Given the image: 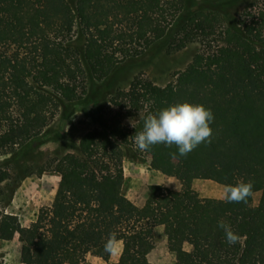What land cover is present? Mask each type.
Instances as JSON below:
<instances>
[{"label": "trees", "instance_id": "16d2710c", "mask_svg": "<svg viewBox=\"0 0 264 264\" xmlns=\"http://www.w3.org/2000/svg\"><path fill=\"white\" fill-rule=\"evenodd\" d=\"M227 1L203 0L206 5L194 9L191 0H0V152L5 160L20 158L41 140L51 113L64 102H69L66 113H73L89 74L106 79L105 91L121 67L146 62L163 48L201 44L168 85L136 75L128 88L115 89L112 100L138 116L136 128L122 130L117 139L99 121L81 138L78 152L59 159L56 215L41 214L22 225L16 215L5 213L0 237L16 229L28 243L27 264H82L87 254L107 264H158L139 262L135 255L149 245L160 224L179 245L178 264H264V0L252 1L229 22L220 9ZM118 52L124 57L121 64ZM182 102L212 110L211 143L187 156H180L175 145H154L152 166L175 153L189 185L195 178L226 185L251 180L253 192H261L254 214H247L243 202L184 200L162 184L150 185L143 204L113 195L123 172L124 147L142 129L141 116ZM14 111L21 119L17 136L5 126ZM247 129L257 131L248 142ZM221 219L241 237L232 245L238 250L235 259L225 262L215 258L216 247L227 242L218 226ZM113 231L118 240H130L117 261L104 250ZM188 235L195 238L191 250L183 246Z\"/></svg>", "mask_w": 264, "mask_h": 264}, {"label": "rangeland", "instance_id": "374dc122", "mask_svg": "<svg viewBox=\"0 0 264 264\" xmlns=\"http://www.w3.org/2000/svg\"><path fill=\"white\" fill-rule=\"evenodd\" d=\"M56 4L71 3L72 0H53ZM254 0H228L220 6L226 22L237 19L249 3ZM203 0H191L192 8L206 5ZM213 2H210L212 5ZM216 7V6H215ZM200 42L194 41L186 46L175 49L163 48L150 60L143 63L131 64L117 70L110 81L108 90L103 91L104 79L93 77L91 74L85 81V88H81L82 102L76 103L73 113L68 114L69 102L51 113L49 124L42 132L41 140L33 141L31 148L26 150L20 158L5 160V153L0 152V224L5 213L14 214L22 225L35 221L39 215H56L60 205L56 200V192L61 179V173L56 164L68 152H78L81 138L89 130L99 126L103 121L110 133L119 138L122 130L136 125L138 116L130 115L129 109L116 104L112 97L115 89L128 88L136 75L148 78L157 85L165 86L175 81L186 69L200 48ZM120 64L124 57L115 54ZM101 93H104L101 98ZM90 102L85 104L87 97ZM95 102V99H98ZM93 100V101H92ZM9 132L17 136L21 126L20 115L14 111L5 123ZM257 136V131L247 129L244 141H251ZM17 147V146H16ZM18 148V147H17ZM10 157V154H8ZM152 149L140 152L134 145L132 138L124 147L123 172L117 175L113 186V195L123 194L137 204H143L149 193L150 185L162 184L174 189L181 199L189 197L222 198L223 186L226 184L212 179L195 178L189 185L183 174L180 158L166 157L159 167L151 164ZM261 197L260 191L253 192L247 203V214L256 212ZM119 246L111 260L119 259L123 248L130 243L129 238L119 240ZM195 238L188 235L183 243L187 250L193 249ZM28 243L13 227L0 237V261L3 264H27L25 253ZM179 245L170 236L167 225H159L154 230V237L149 245L136 256L143 261L148 256L154 257L158 264H178L177 251ZM238 254L237 248L225 241L219 243L215 250V258L219 261H231ZM82 264H107L102 258L87 254Z\"/></svg>", "mask_w": 264, "mask_h": 264}, {"label": "clouds", "instance_id": "9594fccd", "mask_svg": "<svg viewBox=\"0 0 264 264\" xmlns=\"http://www.w3.org/2000/svg\"><path fill=\"white\" fill-rule=\"evenodd\" d=\"M143 127L131 136L135 147L140 152L150 150L157 144L167 147L176 146L180 156H187L204 142L211 143L214 114L211 109L200 103L182 102L164 107L156 113L142 115ZM132 126L135 125L132 123ZM136 128V127H135ZM175 158V153L172 154ZM253 182L243 178L234 184L223 186L222 198L227 203H248L253 194ZM218 226L224 231L228 244L235 245L241 239L232 226L223 219ZM119 240L115 231L110 232L104 243V250L110 255L116 253Z\"/></svg>", "mask_w": 264, "mask_h": 264}, {"label": "crops", "instance_id": "0c3cea01", "mask_svg": "<svg viewBox=\"0 0 264 264\" xmlns=\"http://www.w3.org/2000/svg\"><path fill=\"white\" fill-rule=\"evenodd\" d=\"M160 225H166V224H160ZM158 226L159 225H157L155 228H154V230H157L158 229ZM142 250H140V251H138L137 253H136V255H135V258H136V256L138 255V254H140V252H141ZM94 257H98V258H101V257H99V256H96V255H93ZM112 256V255H111ZM114 256V255H113ZM102 260L104 261V262H107V261H105L103 258H102ZM116 261H117V259H115ZM137 260V259H136ZM138 261V260H137ZM145 261H151V262H155V263H157V261L158 260H156L154 257H150V256H148L147 258H144L143 259V261H139V262H145Z\"/></svg>", "mask_w": 264, "mask_h": 264}]
</instances>
